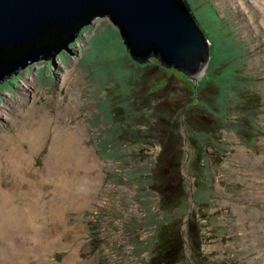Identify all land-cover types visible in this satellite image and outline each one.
I'll list each match as a JSON object with an SVG mask.
<instances>
[{
    "label": "rangeland",
    "instance_id": "rangeland-1",
    "mask_svg": "<svg viewBox=\"0 0 264 264\" xmlns=\"http://www.w3.org/2000/svg\"><path fill=\"white\" fill-rule=\"evenodd\" d=\"M249 1L187 0L208 40L211 67L219 77L232 74L245 80L226 88L231 95L226 107L232 108L224 113L230 127L220 135L219 162L206 159L203 182L208 190L197 196L199 206L208 205L202 251L209 264H264V11ZM66 47L0 83V184L13 189L16 181L14 204L34 205L38 218L46 221L48 238L59 240V246L43 249L40 258L59 264L72 254L92 264H149L154 226L164 218L145 181L155 153H143L134 137L119 139L124 128L143 131V124H137L139 116L150 120L148 110L138 111L137 103L134 109L130 106L140 88L134 86L136 70L108 18L83 26ZM113 103L123 112L121 122L112 117ZM43 120L51 123L47 135L34 143L21 141L24 122L46 124ZM79 125L85 130L83 144L92 149L98 166L89 171L93 182L89 192L74 193L76 197L67 192V198L63 182L80 181L86 174L74 168L47 174L45 157L56 127L73 131ZM247 126L250 130L244 133ZM184 145L189 162L192 154ZM22 152L27 153L29 173L19 168L21 174H13L10 163L22 161ZM187 165L182 168L186 212L192 209L194 190ZM30 180L35 184L32 190ZM17 220L0 213L5 238L10 228L17 230ZM2 240L0 249L6 251L0 264H13L15 253ZM29 264L38 262L31 259Z\"/></svg>",
    "mask_w": 264,
    "mask_h": 264
},
{
    "label": "trees",
    "instance_id": "trees-1",
    "mask_svg": "<svg viewBox=\"0 0 264 264\" xmlns=\"http://www.w3.org/2000/svg\"><path fill=\"white\" fill-rule=\"evenodd\" d=\"M182 2L189 8L187 0ZM129 59L130 66L136 70L134 86L140 87L130 106L134 109L137 103L138 111L148 110L150 120L143 121L145 116L142 114L136 120L137 124H143V131L124 128L119 139L130 141L134 137L143 145V153L148 150L155 153L154 158L150 157L153 164L145 181L149 189L147 193L157 198V210L164 216L154 226L149 264H209L202 251V222L207 218L208 205L199 206L197 196L198 192L208 190L203 182L206 179V159L212 164L219 162L220 135L230 127L224 113L232 108L226 107L231 97L227 90L245 80L232 74L219 77L216 69L211 67V56L204 76L195 86L182 72L165 66L158 57L139 61L129 55ZM218 64L224 66L221 62ZM111 111L113 119L121 122L124 116L119 112L121 108L113 103ZM246 124L250 125V122ZM244 128V133L250 130L248 126ZM185 132L186 144L192 154L189 162L184 152ZM207 151L212 155L210 158ZM187 163V173L194 179V208L188 218L185 211L188 193L182 174Z\"/></svg>",
    "mask_w": 264,
    "mask_h": 264
},
{
    "label": "water",
    "instance_id": "water-1",
    "mask_svg": "<svg viewBox=\"0 0 264 264\" xmlns=\"http://www.w3.org/2000/svg\"><path fill=\"white\" fill-rule=\"evenodd\" d=\"M98 18L110 20L134 60L158 57L193 86L204 76L208 40L182 0H0V83L67 50L79 29Z\"/></svg>",
    "mask_w": 264,
    "mask_h": 264
},
{
    "label": "bare ground",
    "instance_id": "bare-ground-1",
    "mask_svg": "<svg viewBox=\"0 0 264 264\" xmlns=\"http://www.w3.org/2000/svg\"><path fill=\"white\" fill-rule=\"evenodd\" d=\"M250 4H252L256 9H259L262 13L264 11V0H250ZM243 7V6H242ZM241 7V8H242ZM244 12V11H243ZM264 26V22L262 24ZM45 120V119H44ZM43 120V121H44ZM37 123V124H36ZM41 122H24L22 126L23 132L21 133V141L29 140V142H35L36 139L42 138L45 134L47 135V131L50 129V120L49 123L44 121ZM25 128H29V130H25ZM87 138V137H86ZM85 139V130L82 126H78L73 131H67L65 128L56 127L52 132L50 147L48 151V155L45 157V169L47 174H64L63 171L66 168H74L80 169L85 174L86 177L81 179L80 181H71L65 180L62 189L64 188L66 191L63 193L64 197L69 198V193L81 192L82 194L88 193L90 185L92 182L90 178V170L98 166V161L93 154L92 149H88L83 144ZM33 142V143H34ZM20 157H24L22 161L14 160L11 164L10 172L13 174H21V171L18 172L19 168L24 169L25 173H29V164L25 165V158L27 157L26 152H22L19 154ZM68 157V160L65 159ZM69 170V169H68ZM11 174V175H13ZM60 176V175H59ZM62 176V175H61ZM27 177V176H26ZM25 176H20L22 180L28 179ZM15 179V178H14ZM31 181V180H30ZM60 182V181H59ZM15 186L10 189H7L6 186H2L0 184V213L5 214L7 216L12 217L13 219L19 217L20 221H18V228L15 232L10 228L9 233L7 232L8 238L6 239L5 235L0 233V237L3 239L2 241H6L8 246L15 253V262L13 264H29L30 260H36L38 264H54L47 260L45 256V252H43V258L39 257V254L46 247H54L59 246V240L57 238H48L46 221H42L38 218V210L34 205L26 204L23 207H19L14 204L16 193V181L12 184ZM32 186L35 188V184L31 181ZM59 185V184H58ZM25 190V189H24ZM23 193V192H22ZM74 194V197L76 195ZM73 197V199H74ZM78 199V198H77ZM13 221V220H12ZM16 226V224H15ZM12 227V226H11ZM31 230V231H30ZM30 231V232H29ZM3 232V231H2ZM12 233V234H11ZM11 235V237H10ZM17 238L18 242H13V240ZM48 245V246H47ZM9 248V247H8ZM47 248V249H49ZM45 249V250H47ZM53 249V248H52ZM5 247H1L0 249V260L1 256H3V252H5ZM1 263V261H0ZM59 264H92L90 261L80 262L78 260V256H74L70 254L67 256L63 263Z\"/></svg>",
    "mask_w": 264,
    "mask_h": 264
}]
</instances>
